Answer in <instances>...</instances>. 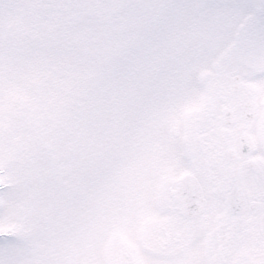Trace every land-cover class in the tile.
I'll return each mask as SVG.
<instances>
[{"label":"snow or ice","instance_id":"6c2138e0","mask_svg":"<svg viewBox=\"0 0 264 264\" xmlns=\"http://www.w3.org/2000/svg\"><path fill=\"white\" fill-rule=\"evenodd\" d=\"M0 264H264V0H0Z\"/></svg>","mask_w":264,"mask_h":264}]
</instances>
